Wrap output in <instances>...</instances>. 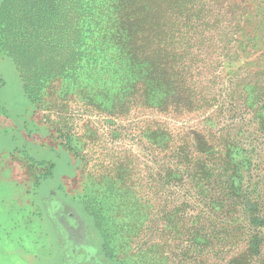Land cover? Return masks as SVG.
Segmentation results:
<instances>
[{"label":"trees","instance_id":"16d2710c","mask_svg":"<svg viewBox=\"0 0 264 264\" xmlns=\"http://www.w3.org/2000/svg\"><path fill=\"white\" fill-rule=\"evenodd\" d=\"M216 1L3 0L0 46L26 93L51 76L92 89L99 79L112 106L146 111L156 174L182 194L168 213L173 238L200 264L211 253L215 264H264V71L215 91V63L230 67L244 49L239 19ZM183 114L195 125H175Z\"/></svg>","mask_w":264,"mask_h":264},{"label":"rangeland","instance_id":"374dc122","mask_svg":"<svg viewBox=\"0 0 264 264\" xmlns=\"http://www.w3.org/2000/svg\"><path fill=\"white\" fill-rule=\"evenodd\" d=\"M216 2L224 19H239L237 35L244 38L230 67L215 63L219 92L229 76L239 80L248 69L264 71V0ZM96 81L92 89L91 80L51 76L39 83L38 93H26L0 46V264H94L93 251L97 264H200L197 248L189 255L185 237L173 238L168 224L182 194L156 174L149 142L140 133L149 115L135 106H112L106 98L111 84ZM197 118L183 114L172 121L195 125ZM51 196L86 219L90 232L82 238L61 229L62 240L84 252L57 245L42 209ZM213 255L207 263L215 264Z\"/></svg>","mask_w":264,"mask_h":264},{"label":"flooded vegetation","instance_id":"af4514ba","mask_svg":"<svg viewBox=\"0 0 264 264\" xmlns=\"http://www.w3.org/2000/svg\"><path fill=\"white\" fill-rule=\"evenodd\" d=\"M42 207L45 216H48L51 219V223L55 228L56 235L58 237L57 245L59 246L61 243H63L64 245L71 246L74 250H81L80 252H84V250L81 248L73 246L72 243L64 242L61 238V229L64 226L70 231L71 236L77 237L75 239L82 238L85 235L84 233L90 232L86 225V219L81 218V216H79V214L70 204L63 202L62 199L57 196H51L45 204H42ZM74 216H77L76 219ZM70 218H74V220L70 221ZM90 245L92 244L90 243ZM93 249H95L94 246ZM93 253L89 255L90 260L95 261L94 264H97L99 262L97 256L98 254L96 251H93Z\"/></svg>","mask_w":264,"mask_h":264}]
</instances>
